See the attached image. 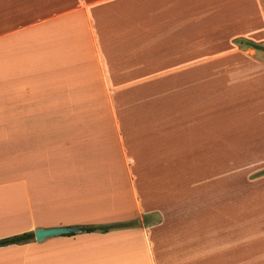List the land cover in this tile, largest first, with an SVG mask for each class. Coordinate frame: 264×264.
<instances>
[{"label":"crops","instance_id":"crops-1","mask_svg":"<svg viewBox=\"0 0 264 264\" xmlns=\"http://www.w3.org/2000/svg\"><path fill=\"white\" fill-rule=\"evenodd\" d=\"M244 42L264 44V0H0V240L82 228L0 264H264V64Z\"/></svg>","mask_w":264,"mask_h":264},{"label":"rangeland","instance_id":"rangeland-1","mask_svg":"<svg viewBox=\"0 0 264 264\" xmlns=\"http://www.w3.org/2000/svg\"><path fill=\"white\" fill-rule=\"evenodd\" d=\"M244 44L245 45H247V42H244ZM259 47H260V50H257V54L255 55V58H257V59H261V60H263V64H264V44L262 45V46H260V45H258ZM257 68H261V67H257ZM257 68H254L253 70H255V69H257ZM221 146V151L224 153V151H223V148H224V146L223 145H220ZM226 158V157H225ZM227 159V158H226ZM221 161H224V157L222 158V159H220V160H218V165H217V163H216V168L217 167H220V171H219V173H221V172H224L226 169L224 168V163H220ZM253 161V160H252ZM216 168H214L215 170H216ZM222 177H224V176H222ZM226 177V176H225ZM205 178H206V176H205ZM204 178V179H205ZM232 178V177H231ZM231 178H229V177H227V178H224V179H221V180H216L215 182H213L212 183V185H214L216 188H218L219 190H220V193H221V195H220V199H224V198H228L229 196H228V192L227 193H225V191L224 190H228L227 188H225L224 186H230V184H232L231 183ZM251 178H255V176H252ZM218 184V185H217ZM209 186H211V184H209ZM231 194V193H230ZM229 199V198H228ZM236 200H237V202H239V201H241L240 203H237L236 202V205H235V207H231L230 209H231V214H234V210H235V217H237V216H240V215H242V213H244L243 215H247V216H250V214L249 213H252L253 215L254 214H256V213H258L262 208H258V205H259V203L258 204H256V205H252V204H249V200H248V198H246L245 200H241L240 198L238 199V198H236ZM260 200V198H258L257 199V201H259ZM243 202H244V204H243ZM246 202H247V204H246ZM221 203H222V201H221ZM220 203V206H219V210H220V213H222L223 211H226L227 209H228V206L227 205H225V204H221ZM233 206V205H232ZM243 209L242 210V213L241 214H236V211H238V210H236V209ZM256 209V210H255ZM244 210H246V211H244ZM254 210V211H253ZM243 215H242V217H243ZM221 225H223V224H221ZM245 227L247 228V229H244L243 227H239V228H242V229H244V234H241V236H245V235H248V234H252V235H257V233H258V231L260 230L259 228H260V226H259V222H253L251 225H248V224H245ZM241 229V230H242ZM253 244H256L255 246H257V244H258V242H256V241H254L253 242ZM209 245V244H208ZM264 245V244H263ZM209 247H210V245H209Z\"/></svg>","mask_w":264,"mask_h":264},{"label":"trees","instance_id":"trees-1","mask_svg":"<svg viewBox=\"0 0 264 264\" xmlns=\"http://www.w3.org/2000/svg\"><path fill=\"white\" fill-rule=\"evenodd\" d=\"M247 45H249L250 47H252L255 50H260V47L256 44L253 43H247ZM129 225H133V223L130 224H116V225H111V226H102V227H94V226H90V227H85L83 229L84 232H107L110 231L112 229H118V228H123ZM72 235V234H70ZM34 237V232H27L18 236H14L11 238H6V239H2L0 240V247L3 246H8V245H14V244H23L26 242H29L30 240H32Z\"/></svg>","mask_w":264,"mask_h":264},{"label":"water","instance_id":"water-1","mask_svg":"<svg viewBox=\"0 0 264 264\" xmlns=\"http://www.w3.org/2000/svg\"><path fill=\"white\" fill-rule=\"evenodd\" d=\"M82 228L80 227H60V228H48V229H35L34 238L37 242H40L46 238L54 236L68 235L72 233L81 232Z\"/></svg>","mask_w":264,"mask_h":264}]
</instances>
